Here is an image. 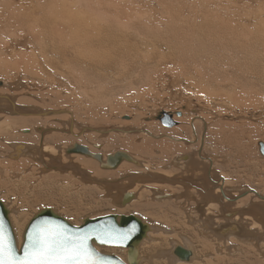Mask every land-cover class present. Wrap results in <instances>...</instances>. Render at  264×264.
<instances>
[{"label":"bare ground","instance_id":"1","mask_svg":"<svg viewBox=\"0 0 264 264\" xmlns=\"http://www.w3.org/2000/svg\"><path fill=\"white\" fill-rule=\"evenodd\" d=\"M2 1H4V0H2ZM10 1L12 2V4L13 3L15 4V2L13 0H10ZM16 1H22L21 2L22 7L20 6V8H19V10L21 12L20 18L23 19V21L28 24V26L26 28L24 26V29L19 28L18 30H16L17 33H20V37L18 39L24 38V40H25V38H26V42L29 41V42L33 43L34 47H33L32 53L34 55H36V54L37 55H43V56L44 55H54V57H55L54 60H50V59L45 60V61L40 60V64H43L42 66L44 68L53 67L55 65L56 66L61 65L62 67H65L67 70H69V69L71 70V68H72L71 66L73 65L71 55H75L74 57H76L77 60L74 63V68L77 69L75 71H78L79 73H82L81 75H84L83 83H84V81L85 82L90 81V82H95V83L96 82L98 83L99 81H104V83H105V80L108 78V76L110 74L108 70H110V68H112L113 66H116L118 68L119 67L118 62H122L120 60H121V58L124 57V55H129V56L133 55V57H134V55H136V53H135L136 50L133 48H130L129 46H127L125 44V42L123 40V38L125 36L123 35L124 33H121V30L119 29L120 25L110 23L109 21H106V20H105L106 22L104 21L105 11H106V9H104V4H106V2L110 3L109 1L105 2V0H102V2H100V0H99V3H102L100 6H96L98 3V0H97V2H96V0L95 1H93V0H16ZM91 3H93V5ZM94 3H96V5ZM137 3L146 9L145 10L146 14L143 15L144 18L142 16V18L144 19L143 24L145 26H148V27L152 26V29H153L152 31H150V34H149V37L151 39V42H149V44H150L149 50L151 51V54L156 55V53H157V55H160V54L165 53L166 55H201L202 58H200L199 60H200V62L202 61V64H199V63L198 64L192 63V64L197 65V67H198V72H197L198 76L197 77L200 79L199 83L205 84L204 85L205 87L201 88L203 90V92L206 91V93H208V91H210L212 93H215L218 90H220V87L222 86V84H224L230 90L232 89V87H228V86H233L234 84L235 85H244L249 91V93H246L247 107L248 108L253 107V109L254 108L260 109L262 119L264 118V0H137ZM1 11L4 14L5 9L2 8ZM14 11H15V9H14ZM139 14H141V13L139 12ZM112 16H114V15H112ZM13 17L16 18V16H13ZM137 17H139V16H137ZM1 19H2V16L0 17V24L1 23L5 24V22H2ZM115 19L117 20V18H115ZM29 20L31 21V23L34 21L35 24L29 23ZM15 22H17V21H15ZM142 25H140V26H142ZM6 26H9V25L6 24ZM6 26H4V27H6ZM136 26H138V25H136ZM137 34H138L137 35V37H138L139 32ZM137 37H135V38H137ZM12 42H10L8 40L6 43H10V48L15 49L14 46H16V44L14 42L13 43ZM144 42H143V44H144ZM126 43H127V41H126ZM20 50H21V48H20ZM145 50H147V49L145 48ZM149 50H147V53L145 52V54H148ZM153 51H156V53ZM157 51H160V53H158ZM143 55H144V53H143ZM208 55H211V56L208 57ZM131 56H130V58L125 57V59L130 60ZM37 58H39V57L37 56ZM125 59H123V60H125ZM24 62H25V60H24ZM25 64H27V62H25ZM11 68H13V67H11ZM14 68H13V70H14ZM24 68L27 69V66H25ZM7 69H9V67ZM13 70H12V73H13ZM196 71H197V69H196ZM5 72H7V71H3L2 73L5 74ZM74 75H75V73H74ZM69 76H70V74L68 75L67 79H66V77L64 78L67 80L66 83L67 82L70 83L69 81L71 80L70 79L71 77H69ZM78 79L81 80L80 77ZM109 80H112V79L109 78ZM116 80H118V79H116ZM128 80H129V78H128ZM53 81L56 83L59 82L58 87H61L63 85V81L61 82V80H59L57 77H55L54 79L52 78L48 82H50L52 84ZM60 83H62V84H60ZM64 83H65V80H64ZM66 83L64 85H66ZM74 83L75 82L73 81V83H71V84H74ZM81 83L82 82L77 83V80H76V84H78V86H79V84L81 85ZM86 83H85V85H86ZM106 83H107V81H106ZM11 84H13V83H11ZM22 84H21V86H22ZM100 84H101V82H100ZM2 85H4V83H2L0 81V86H2ZM54 85L55 84H53V86ZM90 85H91V83H90ZM90 85L88 84L89 87H90ZM104 85L105 84H103V86ZM72 86L74 88V86H76V85H72ZM78 86H76V87H78ZM96 86H98V84ZM103 86H102V88H103ZM71 87L69 85L70 89H71ZM84 88H86V87H84ZM97 88L98 87H95L92 89L94 95L91 93H88V92H84V90H80V91H76V92H82L83 91L82 93H85V94L88 93L89 98H88V96H87V98L89 101L90 94H91V96L93 95L96 97V96H99L102 92H105V90H106V87H105V90L100 89V88H98V90H96ZM54 89H56V87ZM59 89H62V87ZM75 90H76V88H75ZM92 90H90V91H92ZM99 90L102 92H100ZM107 91H110V89ZM225 91H226V89H225ZM97 93H100V94L97 95ZM110 93L108 92V95ZM85 96H83V98ZM107 97H109V96H107ZM124 97H126V95H124ZM124 97H123V100L125 99ZM87 98H85V100H84L85 103H87L86 102ZM102 98L103 97L98 98V100L100 99V102H101ZM106 98H104L105 102H106ZM76 99H77V97H76ZM94 99L96 100V98H93V100ZM77 100H78V102H80V104L83 103L81 98H79ZM79 100H81V101H79ZM98 100H96V101H98ZM127 100H129V99H127ZM19 101L20 100L13 95L0 94V141H2V142H0L1 143L0 145H3L2 143L5 142L8 145V148L10 149L9 150L7 147L4 148V147L0 146V149L4 148L3 150H0V155H1L0 159H3L6 157L7 159L17 160V162H15V163L11 162L12 164H10L8 166L3 165L5 167H7L8 169L13 167V171L18 170V169H16L17 167L20 168L22 166L27 165V161L35 162L37 169L32 170V173L29 176L28 175L27 176L18 175L15 172L11 173L12 176L10 175L11 180H13L12 181L13 183H16V185L17 184L19 185L21 183L20 184L21 191L24 190V194H27V196L31 195L32 199L37 198L38 201H40L41 198H39V196H38L39 194H37V191L38 190L46 191V190H44V189H46V187L44 185L45 182L43 180V176L46 177V175H48V176L51 174L54 175V173H58V175L59 174L60 175H67V177L73 176L74 178H77V179L80 178V179H82V181H84V182H82V184L84 183L88 187H89V185L98 187L99 191H102L103 193H105L101 197V200L104 199L105 197L111 199V201L115 205L116 209H118V208L124 209V207H127L132 202H134V207H135V203L138 204V202L141 200L143 194L145 192H147V193H149V197L148 196L147 197L149 198L150 202L155 203V199H156L160 202L162 201L161 203L173 202V203L177 204V206L179 207L178 210L181 209L182 215L185 216V218L187 220L186 222L190 227L187 225L186 226L190 229H192V227H193L195 230L200 231V235L202 237L209 238L210 240H211V238L214 239L215 244H214V248L213 249L211 248V250H212L211 252H207L204 254V252H202V249H203L202 245L199 242H197L195 238H194L195 240H193L188 235L179 232L178 231L179 229L176 230V227L173 230V229L169 228L170 226L167 228V227H164L163 224L161 226L157 225L156 224L157 221L156 222L151 221L152 223H149L147 220L145 221L144 218H142L141 216L136 215V216L140 217L144 222L149 224V226H150V232L148 234V238L145 239L140 246V250H139V257L140 258L139 259H141L140 260L141 262H143L144 260H148V261H154V260L155 261L156 260L163 261L164 260L167 262L169 261L167 264H193V262L194 263L198 262L199 264H213L214 260H216L215 263H217L219 260H221V259L223 260L224 258L229 259V258H231L230 256H233L235 254H238V256H239V253L240 254L242 253V250H241L242 248L241 249L239 248L241 245L243 246V248L250 247V248H254V249L258 250L259 258L264 262V248H263V245H264V191H262V190L261 191L246 190L243 193H241V195L237 196V198H236L238 200L236 203V204H238L237 210L230 213V215H229L228 209H229V206H231V205L228 204V202H227L229 200V197H230L227 194L228 193L230 194V193H232V191H237V190L236 189H233V190L230 189L231 187L226 185V181L223 180L224 178L219 179L220 178L218 176L219 173L217 171H215V169L213 167L214 162L212 161V158H210L206 155L202 156V153H201L202 150L200 151L195 147L194 151L197 154V157H199V160H202V161L205 160L206 163H202L200 161H197V159L193 156L192 157H190L189 155L182 156V155H178V153H175L176 155L173 156V158L171 159V161L168 164H166V165L164 164L163 167L159 168L160 171H162V172L164 171V174H161V175H160V173H158L157 171H155L153 169L156 166L150 164L152 161L149 158L153 156L152 153H154V151L156 150L155 148H158L160 151H162V153L164 152V154H166V155H167V153H169L171 155L174 154V153H172V151H179V154H180V152H182L180 150H183L188 145H191L192 142H190L191 144L187 141L185 143V141L182 142L181 139L178 140V139H173L171 137H168V139L171 138L173 141H175L178 146L173 145V144L159 145L160 147H157V145L153 146L152 142L147 143V139H145V136H147L149 138L150 137L155 138V137L150 132L146 131L147 130L146 129V130L137 131V133L144 135V138L141 139L138 143L137 140L140 139L139 138L136 140V138L138 136L135 139H133V137L132 138L129 137V133H135L137 129L134 132L133 130H130V129H125V128L120 129V127L117 129H114V128L113 129H104V128L103 129H97V128L95 129V128H92L90 126H83V125L81 126L80 124L78 125L76 123L75 117L73 116V114L70 111H67V110H58L57 111L56 110L54 112L53 111L51 112V111H46V110H43V109H40L37 107H33V106L22 105ZM94 101L91 102V106H92V103L93 104L96 103V102L94 103ZM113 101L114 100L112 99V102ZM120 101H122V100H120ZM116 102H117V100H116ZM89 103L90 102H88V106H89ZM105 105L107 106V103ZM101 106H103V105L101 104ZM98 108H100V107H98ZM111 108H113V107H111ZM121 108H123V106ZM124 109H125V105H124ZM94 110L95 109H93V111ZM184 111H185V112H183L184 115L183 114L182 115L185 116V118H188V120L192 119L191 120L192 122L199 120L200 116L198 117V115H199L198 113L192 114L193 112L191 110H189L191 112L186 111V108ZM245 112H246V110H245ZM62 113H67L69 115V118H67V119L64 118L66 121H63L60 119L56 120L58 123L57 125H59L58 128H55V126L53 127L52 126L53 124L50 126L48 124L47 120H43V119H46L45 117H47L49 115L50 116L51 115L57 116V115L62 114ZM173 113L169 112L168 114H171L172 119H174V121L176 122V120H175L176 113H175V116ZM249 113H252V112L249 111ZM257 114H260V113L257 112ZM22 115H25V116L28 115V116L24 117ZM121 115H123V114L121 113ZM30 116H33V117H30ZM37 116H39V117H37ZM253 116H255V114ZM255 118H253V122H254V120H256ZM127 119L129 120L130 118L128 117ZM236 119L237 118L235 117V120ZM56 121H54V122H56ZM185 121L187 122V120H185ZM43 122H47V123L44 125ZM186 122H184L183 126H187ZM248 122H250V121H248ZM201 123H203V122H201ZM41 124H43V126H40ZM176 124H178V123L176 122ZM239 125H238V128H239ZM241 125H243V124L241 123ZM183 126L181 125L178 128H176L175 129V130H177L176 133L181 132L180 134H183V133H184V135L188 134L189 131L184 129ZM29 127H32L31 130L29 129ZM16 128L19 130V132H17ZM20 128H22V129H20ZM60 128H62V129H60ZM188 128H189V126H188ZM241 128H243V126H241ZM59 129H60V131H59ZM248 129H250V128H248ZM216 130L220 131V132H217V134H215V136L217 138L222 137L221 141L217 140L218 142H215L216 149L222 153L223 152L222 149H224V147H226V146H228L229 150H233V148L235 147L233 151H236L237 149H239L241 151L239 153H241L240 155L242 157L243 152L246 150L245 148L247 146V145L244 146L246 144L245 141H246V139H250V137L248 135H250V132H252L253 129L251 131L249 130L247 132H244V131L243 132L242 131L232 132L230 125H229L228 128H224V126H223L222 131L220 130L219 126H216ZM242 130H244V129H242ZM196 131L197 130H196V128L194 126V122H193L191 132H192V135H195V136H193V138L196 137L195 139H197ZM89 132L98 133L99 134L98 136L100 138L101 137L106 138V136L110 137L114 133L118 134L120 137H115V136L111 137V139L107 142V146L108 147L109 146H111V147L123 146L121 148L131 150L133 152V156H131V157L136 161V163L138 165L135 164L134 162H132V163L138 167H141V169H143L144 171L140 170L142 172H140V171L133 172L134 169L132 168V166H133L132 163L124 161L119 166V170H117V171H119L118 173L121 174V176H119V179L118 180L115 179V181L114 180H106L105 177H103V178L101 177V173L99 172V169L98 170H91V167H87L86 164L80 163L79 162L80 158L76 157V155H79V154H68L67 153L68 149L71 148L75 144H73L67 148H64L60 145V144L64 143L66 136H71V137L80 136L78 138H82V136H85V134L89 133ZM21 133L24 134V135L22 134L23 136H21V137H18L16 135V134L21 135ZM137 133H135V134H137ZM54 134H60L63 136H57ZM244 134L245 135L247 134L246 138H245ZM130 135H133V134H130ZM40 136H42V139H40V141L38 142ZM45 137L46 138L49 137L48 138L49 141H54L52 146H51V144H47L45 142L46 141ZM78 138H77V140H78ZM60 139L62 141H60ZM20 140H26L28 142L27 143L26 142L25 143L24 142H16V143L13 142V141H20ZM93 141H94V138H93ZM242 141H244L245 144ZM11 142H13V143H11ZM180 142L183 144H178ZM69 143H70V141H69ZM220 143H221V145H220ZM76 144L83 145L81 143H76ZM230 144H232L231 145L233 147L232 149H230V147H229ZM63 145H65V144H63ZM67 145H68V143H67ZM83 146H85V145H83ZM107 146H106V148H107ZM221 146H223V148H221ZM91 148L88 147L89 150ZM97 148H99V147H97ZM106 148H105V150H106ZM192 148L193 147H190V149H192ZM92 150H90V151L92 152ZM258 150H259V148H258ZM94 152H92V153H94ZM117 152H123V151H116L115 153H117ZM225 152H226V150H225ZM225 152H223L224 155H225ZM110 153H111V151H110ZM112 153L110 155H112ZM115 153H113V154H115ZM231 153H232V151H231ZM94 154H99V153H94ZM2 155H4V157H2ZM261 156H259V157H261ZM182 157H186L185 160H183ZM262 157L264 159V156H262ZM84 158H85V156H84ZM106 158H107V156H103L104 161H106ZM261 158H259V159H261ZM76 159H77V162L80 163L81 165L75 163ZM139 160H141V161H139ZM222 161H224V160L222 159ZM246 162L247 161H245V163ZM254 162H255V160H254ZM1 163H4V162L2 161ZM159 163L162 164L161 162H159ZM255 163L257 164L258 161ZM98 165L100 166L99 162H98ZM257 165H260V164H257ZM90 166H92V164ZM252 166H253V164L251 165V167ZM86 167H87V169H86ZM7 168H5L6 169L5 170L4 167H2V165H0V176L2 179L7 178V176H6L7 175V172H6ZM93 168L94 167H92V169ZM215 168H217V167H215ZM175 169H178L179 171L181 170L182 171L181 174H179L178 176H173L172 173H173V171H175ZM258 169H260V168H258ZM223 170H221V171L223 172ZM9 171H11V170H9ZM129 171H131V172H129ZM229 175H231V174L229 173ZM8 176H9V174H8ZM54 176H56V175H54ZM60 177L61 176H59V179H60ZM9 179H10V177H9ZM50 180H52V179H50ZM1 182H3V181H1ZM68 182H69V180H68ZM4 183H5V181H4ZM47 183L49 184V182H47ZM51 183H52V181H51ZM53 183H55V181ZM62 183H64L63 180L60 181L58 184L60 185ZM85 185H83V186H85ZM55 186H53V187H55ZM165 186L169 187L170 190H173L177 187H181V190L183 188V192H181V193L178 192V194L172 193L173 194L172 195L169 192L167 193L166 190H165V192L162 191V190H164L163 188ZM77 187H79V186H77ZM0 188H4V187H2L0 184ZM57 188L58 187H56L55 189H57ZM63 188H64V186H63ZM49 189H50V187H49ZM82 189H83V187H82ZM86 189H89V188H86ZM17 190H18V188H17ZM68 190L70 193V189H68ZM229 190H231V191H229ZM54 191H56V190H54ZM81 191L82 190H80V192ZM175 191H174V193H175ZM49 192L47 194H49ZM87 192H89V191H87ZM5 193L6 194H4V195L10 196L6 189H5ZM33 193H35V194H33ZM147 193H145V194H147ZM87 194H89V193H87ZM129 194L134 195L135 199L132 200L130 203H128V205L123 206L124 198ZM99 195H100V193H99ZM232 195H237V192L232 193ZM21 196L22 195H20V197ZM164 196H166L167 198H165ZM241 196H244L246 198L252 197V202L241 204L240 202L242 200H244V199H240ZM254 196L257 197L259 200H256L254 198ZM23 197L24 196H22V198ZM55 197H57V196H55ZM28 198H29V196H28ZM60 198H61V196H60ZM4 199L0 195V200L5 204V206L10 211L9 216H10L11 224H12V227L14 230V235H15L16 242H17V247L20 248L22 243H23V235H24V232L28 226V223L41 209H39L36 212L34 211L35 214L32 216V218L29 217V219H27L29 209H28V211L27 210L25 211V209H24V211L22 210L23 214L21 213L22 214L21 215L19 213V210L14 211L11 209L10 206L8 207L9 204L7 205V203ZM62 200H64V199H62ZM80 200L83 202L85 200L82 195H81ZM192 202H193L195 209L197 211L192 210L193 209V208H191ZM65 203H67V202H65ZM112 203H110V204H112ZM66 205H68V204H66ZM60 206H61V204H60ZM15 208H17V205ZM48 208H49V206H48ZM50 208H51V206H50ZM173 209H175V208H173ZM215 209L216 210L220 209L222 212V216H220V217H217L219 215L215 216V212H213V210H215ZM135 210L133 209V211H135ZM53 211H55V213H57L58 215L62 216L61 213L58 212L57 210L53 209ZM68 211H69V209H68ZM193 212L197 213V215H193L194 214ZM113 214H117V212L113 211ZM127 215H130V214H127ZM231 215L233 216V218L231 217ZM235 215H237L236 218H234ZM102 216H104V215H100L98 217H102ZM98 217L96 216V217H93L90 219H95ZM221 217H222V219H221ZM86 218H89V217L84 216L81 219H79L80 224L75 225V226L81 225L85 221ZM158 219H160V218H158ZM67 220H68V218H67ZM68 221L71 224H73L70 220H68ZM176 221H177V219H176ZM162 223H163V221H162ZM215 225L217 227L214 230ZM177 226L179 227V225H177ZM230 226H234L237 231H234L233 229L227 230L226 228H228V227L232 228ZM182 228H185V227H182ZM180 230H181V228H180ZM222 230H226L227 233L225 235H220V232ZM193 234H194V232H193ZM163 238L169 239L168 240L169 244H170L169 248H167V249L164 248V250H158L157 253H155L156 252L155 251L154 254H149L147 256L144 255L145 254L144 252H146V251H144V247H146L149 243H152V241H154V240L156 243L158 241L160 242V239L162 240ZM198 239H199V237H198ZM203 239L204 238H202V241H203ZM234 239H236L235 241H237V242H235ZM214 241H213V243H214ZM179 246L185 248L188 251H191L192 257L189 260V262L180 261L173 256V252ZM148 247H150V246H148ZM156 247H157V245H156ZM236 248H238V249H236ZM97 249H98V251L101 252L102 249L107 250V249H114V248H97ZM118 249H121V248H118ZM121 250H119V251L123 252L122 253L124 255L123 259L126 261L127 251L125 249H121ZM149 252H151V251H149ZM249 253H251V252H249ZM105 254H110V253L106 252ZM111 255H113V254H111ZM140 261H138V262L141 263ZM228 262H230V261H228ZM224 263H226V262H224ZM149 264H151V263H149Z\"/></svg>","mask_w":264,"mask_h":264},{"label":"rangeland","instance_id":"2","mask_svg":"<svg viewBox=\"0 0 264 264\" xmlns=\"http://www.w3.org/2000/svg\"><path fill=\"white\" fill-rule=\"evenodd\" d=\"M13 1L15 2V4L14 3L12 4V2L10 0H4V1L0 0V17L2 16V19H1L2 22H5V24L4 23L0 24V81L2 83H4V85L0 86V94L13 95L20 100L19 102L22 105H25V106L26 105L27 106H33V107H37V108H40V109H43L46 111H51V112L52 111L54 112L56 110L57 111L58 110L70 111L73 114V116L75 117L76 123L78 125L80 124L81 126L82 125L83 126H90L92 128H95V129L96 128L97 129H103V128L104 129H113V128L117 129L120 127V129H122V128L123 129L124 128L130 129V130H133L134 132L137 129L135 133H137V131L147 129L146 131L150 132L155 138H151V137L149 138V137L145 136V139H147V143L152 142L153 146L157 145V147H160L159 145H168V144L177 145L176 142L173 141L171 138L178 139V140L181 139V141L182 142L185 141V143H186V141L189 143L192 142V144L190 143L191 145H188L183 150H180V151H182V152H180V154H179V151H172V153H174V154L171 155V154L167 153V155H166V154H164V152L162 153V151H160L158 148H155L156 150L154 151V153H152L153 156L149 158L152 161L150 164L155 165L156 167L153 169L155 171H157L158 173H160V175H161V174H164V171L163 172L160 171L159 168L163 167L164 164L165 165L168 164L171 161V159L173 158V156L176 155L175 153H178V155H182V156H184V155H189L190 157L193 156L197 159V161H200L202 163H206L205 160H203V161L199 160V157H197V154L194 151L195 147L200 151L202 150L201 151L202 156L206 155V156L212 158V161L214 162L213 167H214L215 171H217L220 174V175L218 174V176L220 177L219 179L224 178L223 180L226 181V185L231 187L230 189H232V190L236 189L237 190V191H232V193L237 192V195H232V193L227 194L230 196L229 200L227 202H228V204L231 205V206L228 205L229 206V209H228L229 215H230V213L237 210L238 204H236V203L238 200L236 198H237V196L241 195V193H243L246 190H253V191H255V190L261 191L262 190V191H264V178H263L264 177V159L258 150V148H259L258 143H260V142L264 143V118L262 119L260 109H257V108L253 109V107H249V108L247 107L246 93H249L248 89L244 85H235L234 84L233 86H228V87H232V89L230 90L224 84H222V86L220 87V90H218L215 93H212L210 91H208V93H206V91L203 92V90L201 88H204L205 84L199 83L200 79L197 77L198 76V73H197L198 67H197V65H193L194 63L195 64L196 63L202 64V61L200 62V60H199L200 58H202L201 55H166L165 53L157 55L156 51H153L156 53V55L151 54V51L149 50V47H150L149 42H151L149 34H150V31H152L153 29H152V26H149L150 27L149 28L148 26H145L143 24V20H144L143 15L146 14V12H145L146 9L143 8L141 5H139L137 3V0H105V2L109 1L110 3L106 2V4H104V9H106L104 21L106 20V21H109L110 23H113V24H119L120 25L119 29L121 30V33H124L123 35L125 36L123 38L125 44L127 46H129L130 48H133L136 50L135 51L136 55H134V57H133V55L132 56L130 55L131 56L130 60L125 59V57L130 58L129 55H124V57L121 58V60H120L122 62H118V65H119L118 68L116 66H113L112 68H110V70H108L110 74H109L108 78L105 80V83H104V81H99L98 83L97 82L96 83L90 82V81L89 82L86 81L87 82L86 83L84 81V83H83L84 75H81L82 73L75 71L77 69L74 68V63L77 60L76 57H74L75 55H71L72 56V62H73L72 63L73 65L71 66L72 67L71 70L70 69L67 70L65 67H62L61 65H59V66L55 65L53 67L44 68L42 66L43 64H40V60H44V61L48 60V59L54 60L55 57H54V55H44V56L43 55H37V54L34 55L32 53L34 44L29 42V41L26 42V38H25V40H24V38L18 39L20 37V33H17L16 30H18L19 28L24 29V26L26 28L28 26V24L25 23L23 21V19L20 18L21 12H20L19 8H20V6L22 7V5H21L22 1H16V0H13ZM93 1H95V0H93ZM96 2H97V0H96ZM100 2H102V0H100ZM98 3H99V0H98ZM98 3H97V5H96V3H94V4L96 6H100L102 4V3H99V4ZM91 4L93 5V3H91ZM2 8L5 9L4 14L1 11ZM13 8L15 9V11ZM139 12L141 14H139ZM135 14L139 17H137ZM12 15L16 16V18H14ZM112 15H114V16H112ZM142 16H143V18H142ZM115 18H117V20ZM15 21H17V22H15ZM29 23H31L30 20H29ZM2 24L4 26H6V24L9 26L4 27ZM31 24H35L34 21ZM136 25H138V26H136ZM140 25H142V26H140ZM138 32H139V36L137 37ZM135 37H137V38H135ZM8 40L10 42L13 41L16 44V46H14L15 49H11L10 43H6ZM126 41H127V43H126ZM143 42H144V44H143ZM20 48H21V50H20ZM145 48L147 50H149L148 54H145V52L147 53V50H145ZM157 52L160 53V51H157ZM143 53H144V55H143ZM37 56L39 58H37ZM209 56H211V55H208V57ZM123 59H125V60H123ZM24 60H25V62H27V64H25ZM25 66H27V69L24 68ZM8 67H9V69H7ZM11 67H13V68L15 67L14 70ZM196 69H197V71H196ZM2 70L7 71V72H5V74H4V73H2L3 72ZM12 70H13V73H12ZM68 73L70 74L69 77H71L70 78L71 80L69 81L70 83H68V82L66 83V81H67L66 79L69 75ZM74 73H75V75H74ZM51 77L53 79L55 77H57L59 80H61V82L63 81V85L61 86L62 89H59L61 87H58L59 82L56 83L53 81L52 84L50 82H48L52 79ZM65 77H66V79H64ZM79 77L81 78V80L78 79ZM127 77L129 78V80ZM109 78H111L112 80H109ZM116 79H118V80H116ZM64 80H65L66 85H64L65 84ZM76 80H77V83L82 82L81 85L79 84V86H78V84H76ZM73 81L75 83L71 84V83H73ZM106 81H107V83H106ZM100 82L102 85L100 84ZM11 83H13V84H11ZM85 83H86V85H85ZM90 83H91V85H90ZM21 84H22V86H21ZM53 84H55V85L53 86ZM60 84H62V83H60ZM88 84L90 85V87L88 86ZM97 84H98V86H96ZM103 84H105V85L103 86ZM69 85H70V87L72 85H76L78 87L74 86V88H73V86H72L71 87L72 90H71L69 88ZM91 86L92 87L94 86L93 88L98 87V88L104 89V90L106 87V90H105V92H102L99 90L102 93L101 94L97 93V95H99V94L100 95L95 97V96H93L94 95L93 90H92L93 88ZM102 86H103V88H102ZM55 87H56V89H54ZM84 87H86V88H84ZM75 88H76V90H75ZM98 88L96 90H98ZM109 89H110V91H107ZM225 89H226V91H225ZM80 90H84V92H88V93L93 94L92 96L90 94L89 101H88V98H89L88 93H86L87 94L86 95L85 93H82L83 91L82 92H76V91H80ZM90 90H92V91H90ZM108 92L109 93L111 92V93L108 95ZM124 95H126V97H124ZM83 96H85V97L83 98ZM87 96H88V98H87ZM107 96H109V97H107ZM76 97H77V99L81 98L82 102L85 105L83 103L80 104V102H78ZM92 97L96 98V100H98V98H101V97H103V98H102V101L100 102V99L98 101H96L94 99L95 100L94 101ZM123 97L125 98L124 100H123ZM85 98H87V100H86L87 103L84 102ZM104 98H106V102H105ZM112 99L115 102L114 101L112 102ZM127 99H129V100H127ZM116 100H117V102H116ZM120 100H122L123 102ZM79 101H81V100H79ZM93 101H94V103L95 102L96 103L95 104L92 103V106H91V102H93ZM88 102H90L89 106H88ZM104 103L105 104L107 103V106ZM101 104L104 107L101 106ZM124 105H125V109H124ZM110 106L113 108H111ZM122 106H123V108H121ZM98 107H100V108H98ZM185 108H186V111H189V110L192 111L194 109L192 111L193 112L192 114L198 113L199 114L198 117L200 116L198 121H193L194 126L197 130L196 131L197 139H195L196 137L193 138V136H195V135H192V132H191V129L193 126V122L191 121L192 119L188 120V118H185V116H183L184 115L183 112H185L184 111ZM93 109H95V110L93 111ZM245 110H246V112H245ZM159 111L160 112L165 111L167 113H169V112L173 113L174 112L173 113L174 116H175V113L181 112L183 115L181 116V118L176 115L175 120L178 123L177 126H175L173 128H168V127L163 126L162 123L158 120H149V119L154 118ZM191 111H189V112H191ZM249 111L252 113H249ZM257 112L260 114H257ZM121 113L123 115H121ZM254 114H255V116H253ZM22 116L26 117L28 115H26V116L22 115ZM30 117H33V116H30ZM37 117H39V116H37ZM128 117L131 120L130 119L128 120L127 119ZM235 117L237 118L236 120H235ZM252 117L253 118L256 117L255 118L256 120H254V122H253ZM45 118L46 119H43V118L42 119L47 120L48 124L50 126L53 124L52 125L53 127L55 126V128H58L59 125H57L58 123L56 120L60 119V120L66 121L65 119L69 118V115L67 113H62V114H59L57 116H54V115L50 116L49 115ZM185 120H187V122ZM54 121H56V122H54ZM200 121L203 123H201ZM248 121H250V122H248ZM184 122H186L187 126H183ZM46 123L47 122H43L44 125ZM241 123L243 125H241ZM43 124H41L40 126H43ZM181 125L184 127V129L189 131L188 134H186V135H184V133L180 134L181 132L176 133L177 130H175V129ZM229 125H230L231 130L235 127L233 129L234 131L232 130V132H236V131L247 132V131H249V130L251 131L253 129V131L250 132V135H248L250 137V139H246V141H245L246 144L244 143V141H242L245 144L244 146L247 145L245 148L246 150L243 152L242 157L240 155L241 153H239V152H241L239 149H237L236 151H233L235 147L233 148L231 146L232 144H230L229 147H230V149L233 148V150H229L228 146L224 147L226 152L224 149H222L223 152H225V155L223 152H222L223 153L222 154L220 151H218L216 149L215 142H218L217 140L221 141V138H222L221 136H220L221 138H217L215 136V134H217V132H220V131L216 130V126H219L220 130L222 131L223 126H224V128H228ZM238 125H239V128H238ZM188 126H189V128H188ZM241 126H243V128H241ZM31 128L32 127H29L30 130H31ZM246 128L247 129L250 128V129L247 130ZM20 129H22V128H20ZM60 129H62V128H60ZM60 129H59V131H60ZM242 129H244V130H242ZM16 130H17V132H19V130L17 128H16ZM135 133H129V137L130 138L133 137V139H135L138 136L136 138V140L140 138L139 140H137L139 143V141L144 138V135H142L140 133H137V134H135ZM22 134L23 133H21V135L20 134H16V135L18 137H21L24 135V134L23 135ZM130 134H133V135H130ZM54 135L63 136L60 134H54ZM98 135L99 134L96 132H89V133H86L85 136H82V138H78L80 136H78V137L66 136L65 141L63 143L65 145H63V144H60V145L64 148H67L73 144L81 143L87 147H90V148L92 147L90 150H92L94 148L93 150L95 152L93 150H92V152L102 154L103 156H108L112 152L115 153L116 151H123V152H126L127 154H129L130 156H133V152L129 149L121 148L123 146H121V147L109 146L110 148L107 146V142L111 139V137H113V136L120 137L118 134L114 133L110 137L106 136V138L105 137L100 138ZM244 136L246 138L247 134L246 135L244 134ZM168 137H171V138L168 139ZM48 138H46L45 142L47 144H51V146H52L54 141H49ZM77 138H78V140H77ZM93 138H94V141H93ZM40 139H42V136L39 137L38 142L40 141ZM60 141H62V140L60 139ZM69 141H70V143H69ZM0 142H2V141H0ZM13 142H15V143L16 142H24V143L26 142L27 143L28 141L20 140V141H13ZM13 142H11V143H13ZM67 143H68V145H67ZM2 144L3 145H0L1 147H4V148L7 147L8 148V145L5 142ZM178 144H183V143L180 142ZM220 145H221V143H220ZM106 146H107V148H106ZM97 147H99V148H97ZM190 147H193V148L190 149ZM4 148H2L0 150H3ZM105 148H106V150H105ZM221 148H223V146H221ZM110 151H111V153H110ZM231 151H232V153H231ZM259 156H261L262 158ZM2 157H4V155H2ZM76 157L80 158L79 159L80 163H84V164H86L87 167H91V170H98L99 169V172L101 173V177L102 178L105 177L106 180H114L115 181V179L118 180L119 176H121V174L118 173L119 171H117V170H119V167L114 171L110 170L111 171L110 172L109 170L102 169L98 165V162L95 161L94 159L92 160L91 158L86 157V156L84 158V156H82V155H76ZM258 157L261 159H259ZM222 159L224 161H222ZM254 160H255V162L258 161L257 164H260V165H257L254 162ZM0 161L4 162V163L0 162V165H2V167H4V169L7 167H5L3 165L8 166L12 163L17 162V160L7 159L6 157L3 159H0ZM139 161H141V160H139ZM245 161H247V162L245 163ZM159 162H161L162 164H160ZM75 163L81 165L80 163L77 162V159H76ZM91 164H92V166H90ZM252 164H253L252 167L256 171L251 167ZM132 165H133L132 168L134 169L133 172L140 171V170L144 171L143 169H141V167H138V166L134 165L133 163H132ZM87 167H86V169H87ZM92 167H94L95 169L94 168L92 169ZM215 167H217V168H215ZM258 168H260V169H258ZM16 169H18V170L13 171V167H11L9 169L7 168V171H6L7 172V175H6L7 178L6 179H2L0 176V184L4 188L6 187L5 189L8 191V194L10 196L4 195V194H6L4 188H0V193H1L0 195L3 197V199L5 198L4 200L6 201L7 205L9 204L8 207L10 206L11 209L14 211L19 210L20 214L21 213L23 214L24 209H25V211L26 210L28 211V209H29L27 219H29V217L32 218V216L35 214V212L38 211L39 209L48 208V206H49V208L51 206V209H55L58 212H60L64 218H66V219L68 218V220H70L74 225L80 224L79 219H81L84 216H88L89 218H93L96 216L98 217L100 215L106 216V215L113 214V211H114V212H117V214H121V215H127V214L132 215L133 214V215L141 216L142 218H144L145 221L147 220L149 223H152L151 221H155V222L157 221L156 222L157 225L161 226L163 224V226L167 227V228L170 226L169 228L173 229V230L176 227V230L179 229L178 230L179 232L188 235L193 240L196 239V241L202 245V247H203L202 252H204V254L207 252H211L212 251L211 248L212 249L214 248V244H215L214 239L211 238V240H210L209 238L202 237L200 235V231L195 230L193 227H192V229L187 227L189 225L186 222L187 220H186L185 216L182 215L181 209L178 210L179 207L177 206V204H175L173 202L161 203L162 201L160 202L156 199H155V203L150 202L149 198H148L149 193L145 192L147 194H145V193L143 194V196H142L141 200L138 202V204L135 203V207H134V202H132L129 205L127 204L128 206L124 207V209L123 208L122 209H120V208L116 209L115 205L112 203L111 199L105 197L104 199L101 200V197L105 193H103L102 191H99L98 187H95L92 185H89V187H88L84 183L82 184V182H84V181H82V179H80V178L77 179V178H74L73 176L67 177V175H60V174L58 175V173H54V175H56V176H54L53 174H51L49 176L46 175V177L43 176V180L45 182L44 185L46 187V189H44V190H46V191H43V190H38L39 192L37 191V194H39L38 195L39 198L42 199V200L40 199V201H38L37 198L32 199L31 195H28L29 196V198H28L27 194H24V190L21 191V186H20L21 183L19 185L18 184L16 185V183H13L12 182L13 180H11V176H12L11 173H13V172H15L18 175H23V176L28 175L29 176L32 173V170L37 169L35 162L27 161V165L22 166L20 168L17 167ZM9 170H11V171H9ZM221 170H223V172ZM142 171H140V172H142ZM129 172H131V171H129ZM181 172H182L181 170L179 171L178 169H175V171H173L172 175L178 176L179 174H181ZM229 173L231 175H229ZM8 174H9V176H8ZM59 176H61L60 179H59ZM9 177H10V179H9ZM50 179H52V180H50ZM62 180L64 183L59 185L58 183ZM68 180H69V182H68ZM1 181H3V182H1ZM4 181H5V183H4ZM51 181H52V183H51ZM54 181H55V183H53ZM47 182H49V184ZM83 185H85V186H83ZM48 186L50 187V189ZM53 186H55V187H53ZM63 186H64V188H63ZM77 186H79V187H77ZM56 187H58V188L55 189ZM82 187H83V189H82ZM17 188H18V190H17ZM86 188H89V189H86ZM68 189H70V193H69ZM163 189L164 190H162V191L165 192V190H166L167 193L169 192L171 194L172 193L178 194V192H180V193L183 192V188L181 190V187H177L173 190H170L169 187L165 186ZM54 190H56V191H54ZM80 190H82V191L80 192ZM47 191L48 192L50 191L49 194H47L48 193ZM87 191H89V192H87ZM174 191H175V193H174ZM229 191H231V190H229ZM86 192L89 194H87ZM99 193L101 196L99 195ZM33 194H35V193H33ZM20 195H22L24 197L22 198V196L20 197ZM81 195L85 199L84 202L80 200ZM55 196H57V197H55ZM60 196H61V198H60ZM254 198L256 200H259L255 196H254ZM62 199H64L65 201ZM240 199H244L240 202L241 204L252 202V197L246 198L244 196H241ZM58 202L61 204V206ZM65 202H67V203H65ZM110 203H112V204H110ZM66 204H68V205H66ZM192 204H193V202H192ZM192 204H191V208H193L192 210H196L194 204L193 205ZM16 205H17V208H15ZM67 208L69 209V211ZM173 208H175L176 210ZM133 209L134 210L136 209L135 210L136 212L133 211ZM213 212H215V216L219 215L217 217L222 216V212L220 209H217V210L215 209V210H213ZM193 215H197V213H194ZM231 217L233 218L232 215H231ZM236 217H237V215L234 216V218H236ZM158 218H160V219H158ZM176 219H177V221H176ZM221 219H222V217H221ZM162 221H163V223H162ZM177 225H179V227ZM182 227H185V228H182ZM216 227L217 226L215 225L214 230L216 229ZM180 228H181V230H180ZM193 232H194V234H193ZM198 237H199V239H198ZM202 238H204L203 241H202ZM168 240L169 239H167V238H163L162 240L160 239V242L158 241L157 243L155 242V240L152 241V243H149L146 247H144V251H146V252H144L145 253L144 255L147 256L149 254H154L155 251H156L155 253H157L158 250H164V248L165 249L169 248L170 244H169ZM235 240L236 239H234V241ZM213 241H214V243H213ZM235 242H237V241H235ZM155 244L157 245V247ZM148 246H150V247H148ZM239 248L240 249L242 248L241 249L242 253L241 254L239 253V256H238V254H235L233 256H230L231 258H229V259L224 258L223 260L221 259L217 263H215L216 260H214L213 264L214 263L215 264H264V262L259 258L258 250L254 249V248H250V247L243 248L242 245ZM263 248H264V245H263ZM236 249H238V248H236ZM119 250H121V249H118V248L117 249L116 248L107 249V250L102 249L101 252H103V253L109 252L110 254H113V255L123 259L124 258V255L122 254L123 252H121L122 250L121 251H119ZM149 251H151V252H149ZM249 252H251V253H249ZM140 260L141 259H139L138 261H140ZM228 261H230V262H228ZM168 262L164 261V260L163 261H161V260H156V261L155 260L154 261L144 260L143 262H141L139 264H149V263H151V264H167ZM224 262H226V263H224ZM193 264H199V263L193 262Z\"/></svg>","mask_w":264,"mask_h":264},{"label":"water","instance_id":"3","mask_svg":"<svg viewBox=\"0 0 264 264\" xmlns=\"http://www.w3.org/2000/svg\"><path fill=\"white\" fill-rule=\"evenodd\" d=\"M177 116L181 117L182 113H176ZM149 120H158L162 123L163 126L168 128H173L176 126V122L172 119V115L168 114L165 111L158 112L157 115ZM259 152L262 156H264V143L260 142L258 144ZM68 154H79L82 156H86L94 159L99 162L100 167L106 170H115L117 169L124 161L126 162H134L136 161L125 152H117L112 155H108L106 161L103 160V156L101 154L92 153L87 146L75 144L67 151ZM186 157H182L185 160ZM138 165V164H137ZM167 198L166 196H164ZM135 199L134 195H127L124 198L123 206L130 203ZM10 211L5 206V204L0 200V221L3 222L5 230L7 231L9 237L11 238L13 247L17 250L19 255H22V248L27 243V234L32 232L33 228L36 225L42 224L44 222H48L52 226L62 225L64 228L68 229L70 233H79L84 232L86 230H99L100 227L105 229L113 230L118 233H126L128 232L133 225L135 226V231L131 233V236L124 240L122 243L116 242L113 244H103L99 240L95 238V233H93L92 238L89 239L88 245L89 247L100 257L104 264H139V250L142 242L148 238V234L150 232V226L146 222H144L140 217L136 215H121V214H111L102 217H98L95 219L86 218L85 221L79 225L75 226L71 224L66 218L58 215L51 208L41 209L28 223V226L23 235V243L20 248L17 247L16 238L14 235V230L10 220ZM232 228H226L227 230L233 229L237 231L234 226H230ZM226 230H222L220 235H225ZM97 248H121L127 251L126 253V261L121 259L115 255L105 254L98 251ZM173 256L180 261L189 262L192 257L191 251L186 250L183 247H177L173 252Z\"/></svg>","mask_w":264,"mask_h":264},{"label":"snow or ice","instance_id":"4","mask_svg":"<svg viewBox=\"0 0 264 264\" xmlns=\"http://www.w3.org/2000/svg\"><path fill=\"white\" fill-rule=\"evenodd\" d=\"M133 231L134 225L126 233L103 227L70 233L62 225L52 226L44 222L27 234V243L22 248V255H19L0 221V264H104L88 245L93 233L101 243L113 244L127 240Z\"/></svg>","mask_w":264,"mask_h":264}]
</instances>
